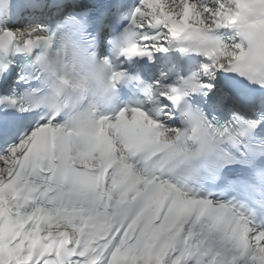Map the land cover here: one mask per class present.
Instances as JSON below:
<instances>
[{"label":"snow or ice","instance_id":"obj_1","mask_svg":"<svg viewBox=\"0 0 264 264\" xmlns=\"http://www.w3.org/2000/svg\"><path fill=\"white\" fill-rule=\"evenodd\" d=\"M0 264H264V0H0Z\"/></svg>","mask_w":264,"mask_h":264}]
</instances>
